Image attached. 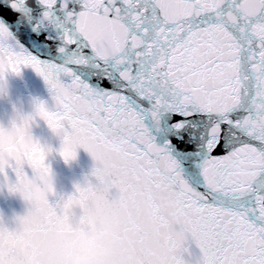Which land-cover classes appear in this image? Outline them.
Listing matches in <instances>:
<instances>
[{
    "label": "snow or ice",
    "instance_id": "6c2138e0",
    "mask_svg": "<svg viewBox=\"0 0 264 264\" xmlns=\"http://www.w3.org/2000/svg\"><path fill=\"white\" fill-rule=\"evenodd\" d=\"M22 67L48 88L54 110L34 103L65 162L93 161L65 202L90 230L47 234L34 192L17 228L0 223V264L97 244L102 264H264V0H0V79ZM29 124L0 151L9 193L42 158Z\"/></svg>",
    "mask_w": 264,
    "mask_h": 264
},
{
    "label": "clouds",
    "instance_id": "9594fccd",
    "mask_svg": "<svg viewBox=\"0 0 264 264\" xmlns=\"http://www.w3.org/2000/svg\"><path fill=\"white\" fill-rule=\"evenodd\" d=\"M24 19L27 20L28 17L25 16ZM6 76L3 79H0V99H6L10 95V86L6 80ZM21 118H30V124L26 135L32 137L39 143L42 150V158L34 161L30 154L24 156V168L22 171L26 184L17 186L16 190L10 194L18 196L26 210L30 211L35 209L38 203L33 193L37 191L44 193V199L47 206L53 211V216L45 219V232L47 234L68 237L78 236L89 231L90 225L83 220V208L79 205H74L65 209V202L68 197L74 194L75 188L72 193L67 195V197L61 195L54 202H49V196L55 195L57 189L61 187L60 176L51 167L49 159L53 156V152L55 151L56 155H58L64 162L65 160L59 153L60 147L53 150L50 146L42 144L33 137L32 128L37 121L42 122L48 128L47 121L39 114L34 102L31 112L24 113L14 109L9 119V123L6 126L0 125V151H3L6 156L10 152L16 151L19 142L14 134L13 125L19 126ZM85 182L86 180L84 181V184ZM76 208H79L81 213L78 218L73 211ZM112 255L113 252L109 246L97 244L88 248L74 250L68 253L67 259L70 264H102V262L109 260ZM19 259L22 261H31L33 259L31 250L29 249L20 253Z\"/></svg>",
    "mask_w": 264,
    "mask_h": 264
},
{
    "label": "water",
    "instance_id": "95a60500",
    "mask_svg": "<svg viewBox=\"0 0 264 264\" xmlns=\"http://www.w3.org/2000/svg\"><path fill=\"white\" fill-rule=\"evenodd\" d=\"M6 80L10 86V95L6 99H0V125L6 126L9 123L14 109L24 113L31 112L34 101H43L50 111L54 110L44 80L32 68L22 67L19 75L8 74ZM32 134L35 139L50 146L53 150L60 147L61 138L53 134L42 122L37 121L33 125ZM49 163L61 179V187L57 189V193L49 196L50 203L61 195L67 197L74 191V185L83 186L86 177L95 183L94 178L89 175L93 161L83 149H77L76 158L67 163L54 151ZM9 180L14 181L12 174H9ZM73 211L78 218L81 214L80 209L76 208ZM26 212L18 196L11 195L6 187H0V223L11 231L18 227L16 217L23 216Z\"/></svg>",
    "mask_w": 264,
    "mask_h": 264
}]
</instances>
